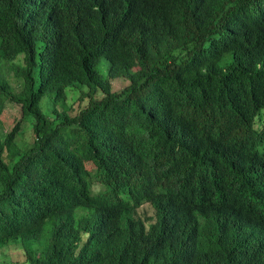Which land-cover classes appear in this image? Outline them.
Segmentation results:
<instances>
[{
	"label": "trees",
	"instance_id": "obj_1",
	"mask_svg": "<svg viewBox=\"0 0 264 264\" xmlns=\"http://www.w3.org/2000/svg\"><path fill=\"white\" fill-rule=\"evenodd\" d=\"M5 102L0 246L26 264H264V0H0V118Z\"/></svg>",
	"mask_w": 264,
	"mask_h": 264
},
{
	"label": "rangeland",
	"instance_id": "obj_2",
	"mask_svg": "<svg viewBox=\"0 0 264 264\" xmlns=\"http://www.w3.org/2000/svg\"><path fill=\"white\" fill-rule=\"evenodd\" d=\"M231 56H227L221 60L219 65L225 66L230 62ZM19 61V59L17 60ZM14 68H19L16 64H8L6 66V74L9 81L12 85L17 88V80L14 76ZM107 69L108 64L105 59H101L98 66L97 72L103 78H107ZM112 89L118 90L127 85V79H114L111 81ZM89 91V86H83L75 91H70L67 94L65 101L60 102L57 106L59 111L63 109H69L70 114L74 115L85 103V98L81 99L84 93ZM39 108L41 112L48 118L54 119L56 115L52 112V105L50 102L49 96L46 94L40 99ZM20 108L15 104H10L5 102V109L2 117L0 118V140L3 141L7 133L14 127L16 120L20 117ZM32 121L28 118V122L25 125V128L21 132L20 136L17 139V143L23 149L31 147L33 142V133L31 130ZM68 140H71L75 143V147H80L81 144L85 141L84 134L80 132L77 126H73L71 129L66 131ZM82 136V137H81ZM92 172L94 170H91ZM92 194L98 195L105 192V188L99 183L93 181L92 183ZM85 214V211L79 210L77 213L78 218H81ZM137 218H141L148 223H156L157 214L149 205L143 206L141 209L137 210ZM51 222H47L44 226V239H47L50 235ZM86 240V235L83 234L84 242ZM28 245L26 244V247ZM0 264H26V255H25V245L22 241L20 242H11L5 246H0Z\"/></svg>",
	"mask_w": 264,
	"mask_h": 264
}]
</instances>
